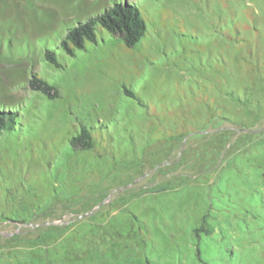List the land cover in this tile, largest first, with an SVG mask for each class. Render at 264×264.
I'll return each mask as SVG.
<instances>
[{
  "label": "rangeland",
  "instance_id": "374dc122",
  "mask_svg": "<svg viewBox=\"0 0 264 264\" xmlns=\"http://www.w3.org/2000/svg\"><path fill=\"white\" fill-rule=\"evenodd\" d=\"M116 2L137 47L60 51ZM3 112L0 264H264V0H0Z\"/></svg>",
  "mask_w": 264,
  "mask_h": 264
},
{
  "label": "trees",
  "instance_id": "16d2710c",
  "mask_svg": "<svg viewBox=\"0 0 264 264\" xmlns=\"http://www.w3.org/2000/svg\"><path fill=\"white\" fill-rule=\"evenodd\" d=\"M147 29L146 20L137 4L116 2L101 13L89 16L68 27L67 34L61 38L59 48L64 54L75 56L79 50H86L89 43H97L101 30L122 40L128 47L135 48L145 37ZM46 60L59 68L63 67L58 59V53L53 49H48ZM32 83L35 89L42 90L50 97H56L59 94V88L47 80L37 79ZM127 92L133 98L138 97L130 90ZM15 119L14 113H0V132L14 129ZM225 139L226 141L229 139L227 134H225ZM94 144L93 134L87 126H82L81 130L70 139V145L74 150L91 149ZM204 229L202 226L196 231L200 232ZM206 231L210 233V230ZM204 264L210 263L204 261Z\"/></svg>",
  "mask_w": 264,
  "mask_h": 264
}]
</instances>
